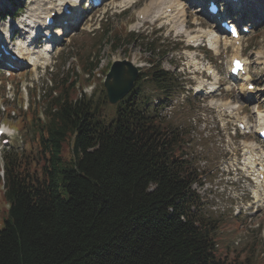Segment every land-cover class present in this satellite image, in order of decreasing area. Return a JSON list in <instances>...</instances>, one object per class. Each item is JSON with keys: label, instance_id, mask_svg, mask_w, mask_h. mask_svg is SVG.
I'll list each match as a JSON object with an SVG mask.
<instances>
[{"label": "trees", "instance_id": "1", "mask_svg": "<svg viewBox=\"0 0 264 264\" xmlns=\"http://www.w3.org/2000/svg\"><path fill=\"white\" fill-rule=\"evenodd\" d=\"M110 31L102 41L116 51L124 38L110 40ZM148 62L110 120L86 96L73 99L68 76L55 82L45 124L29 113L38 153L7 157L0 264H244L217 256L193 190L198 175L177 156L179 134L138 98L147 79L171 91L172 76Z\"/></svg>", "mask_w": 264, "mask_h": 264}, {"label": "rangeland", "instance_id": "2", "mask_svg": "<svg viewBox=\"0 0 264 264\" xmlns=\"http://www.w3.org/2000/svg\"><path fill=\"white\" fill-rule=\"evenodd\" d=\"M146 1L148 0H141L140 4L129 8L122 14H120V8H115L109 3L98 9V12L90 14L87 21L90 23L89 26L80 27L75 36L73 32H69L72 28L69 29L65 34L69 33L67 39L61 42L57 49V51L60 50V53L55 52L53 59L50 60V65L54 69L49 68L45 72L40 69L36 73L32 68H28L25 70V74H11L9 78L0 75V125L19 128L12 129L17 139L15 143L17 146L0 152V163L2 160L4 161V155L10 152H14L17 157L37 155L35 147L31 148V153H28L30 151L29 140L33 141L35 136L33 137L34 130L30 126V119L25 125L23 124V121H26L24 113L30 110L34 95L37 97L34 98V102L37 103L36 107L39 109L37 118L44 119L43 111L46 100L41 96L54 86V83L50 82L53 78L68 76L72 82H76L73 91H70L73 99L80 97L84 92L89 95L94 89L92 97H94V102H100V117L110 119L114 112V106L107 101L103 104L101 93L103 87L101 86H103L106 71L112 61H128L142 73L150 68L148 61L154 60V63L161 64V70L173 73L174 91L163 95L154 90L150 80L139 84V91L144 92L146 98L152 99L151 108L155 101H158V97L167 99L162 106L157 105L158 114L164 126L176 129L179 134L177 156L187 160L189 166L198 175V181L193 185V190L200 200L199 214L203 215L204 219L210 221L212 225L217 256L222 263L238 259L237 262H244V264H264V208L255 210L250 205L251 203L243 190L245 178H240L241 171L238 176H235V179L240 178L237 180L240 186L238 191L236 183L227 177L231 175L234 164L238 163L241 158V143L255 141L259 144L254 132L248 136H241L235 124L237 116H239L240 118L246 117L250 125L255 126L254 111L256 107L254 105L261 101L264 103V94L256 91L257 88L264 85V80L260 75L263 69L257 67L258 60L255 58L256 54L264 55V24L259 26L253 35L245 37L242 44L244 46L241 52L242 56L253 60V64H255H251L250 68L252 74H255L253 82L255 91H240L243 88V82H231L228 79L227 69L233 51L232 47H228L226 51L222 50L219 56H215L206 48L190 51L186 48L185 37H177L175 31H172L174 37L171 35L168 37L157 31L156 27L155 29L150 28L151 26L133 28V25L138 21L137 11ZM261 1L257 3L261 5ZM40 2L41 0H0V9L4 8L0 10V13L7 15L19 7L18 16H20L26 14L31 7H35ZM188 11L190 13L191 10ZM16 12L14 11V13ZM202 14L190 13L189 23L191 24L193 21L207 23L205 15ZM4 20H0V35L10 36L11 29L5 28V24H9V20L7 18ZM15 22L20 26V32L26 28L24 23L20 24V19ZM100 28L101 30H99ZM108 29L111 30L110 40L114 37L124 38L122 42L118 43L116 51H112L113 47L110 46V41L104 43L101 41L103 34ZM92 31L94 34H89ZM129 33L132 34V38H128ZM26 36L27 33L22 37L17 34L13 36V40L11 38L9 40L12 44H17L19 43L18 38L22 39ZM155 39L161 41H155ZM150 43L153 45L149 46ZM153 46L155 48L148 52L149 48ZM188 52L195 53L201 62L215 69L220 75V77L218 75L219 82L224 86L220 96L218 93L210 97H206L204 94L195 96L192 93L191 88L195 87L197 78L209 80V77L205 74L190 73L195 67L187 64L186 54ZM254 52H256L255 55ZM253 55L254 58L251 59ZM91 57L94 60L92 63L95 62L99 65L89 74L83 71L82 66L89 63ZM84 75H89V78ZM227 88L230 90L227 91ZM239 91L242 96L239 95ZM213 98L214 100L220 99L222 102L244 105V108L241 113L236 115H228L224 112L217 115L214 107L210 105ZM35 132L36 134L40 133L37 130ZM33 145H35L34 141ZM230 164L233 167H230ZM3 192L2 178H0V229L4 225L5 216H7L5 213L7 203L3 198Z\"/></svg>", "mask_w": 264, "mask_h": 264}, {"label": "bare ground", "instance_id": "3", "mask_svg": "<svg viewBox=\"0 0 264 264\" xmlns=\"http://www.w3.org/2000/svg\"><path fill=\"white\" fill-rule=\"evenodd\" d=\"M42 1H45L46 3L45 7L42 9L40 8V5L37 4L34 8H32V10L30 11L31 13L28 14V16L26 17V20H28L29 22V26L34 27L35 25H37V27H43L45 26V22H44L45 18L49 16L51 12H55L56 14H61L62 8L64 5H68L70 7H76L78 3V0H42ZM193 1L194 0H148L139 9L138 14L142 15L145 21H148V20L152 21L154 19L160 20L161 23L167 24L172 31H175L177 36L180 34L187 36L186 41L194 43V45H199L200 41L204 42L206 40L208 44L212 47L211 49L213 53L217 55L221 54V51L226 50L228 46L230 45V41L228 38L222 39L221 36L216 34V31L214 29L206 30V29L199 28L198 30H191L190 32L187 29V25L189 26L190 23L188 20L189 15L187 13L186 7L188 6L190 2H193ZM258 1L260 0H254L253 5L256 8L258 14H262L264 10L263 4H262L263 2L261 1L262 3L260 5L257 3ZM140 2H141L140 0H119L116 5L118 7L128 8L133 5H138L140 4ZM42 10L44 11L43 12L44 17L40 16V15H43ZM196 11L197 10L194 9L191 12L196 13ZM229 12H231V9L227 7L226 13H229ZM243 16L249 17L254 20H259V18H257L255 14L253 13L244 12ZM65 17H66L65 20H67V22L69 23H67L66 25L61 24L64 30H66L71 25V21L74 19V16H65ZM41 18L43 19L39 21V19ZM82 22H83V18H80V20L75 22V24L80 25ZM32 27L31 29H33ZM182 27H186V30L182 29ZM23 30H27V29H23ZM14 32L18 33V29L15 28ZM54 32L58 34L61 32V29L57 28ZM27 46L28 45L24 42L20 43L16 47V50L19 55L26 58L28 63L35 66L36 62H39V60L47 61V57H48L47 55L45 56V58H39L40 52L39 51L31 52L30 51L31 49L27 48ZM235 50H238V48L236 47ZM194 56L195 54H192V53L187 54V57L191 58V61L194 65H199V68H202L200 63H197L196 61H194V58H193ZM233 57L235 56H231L229 60L228 71L230 69L231 60ZM255 58L256 60H258V66H262L264 68V55L259 53L255 55ZM6 61L11 65L16 64V62L12 60V58L7 56L3 59V62H2L3 66H6L4 64ZM263 77H264V73H263ZM239 78L241 80H244V82L246 83L244 87H247L248 84H251L247 74H245L244 76H240ZM211 80L212 81L209 83L200 81L197 86V89L201 90L202 88H205L204 89L205 93L209 95L213 93L215 94V92L218 90L216 85L219 82L218 73L215 70H213V76ZM259 91H261V93L264 94V87L260 88ZM211 106H213L214 108L217 107L219 109L218 111L227 112L229 114H239L242 112V109L244 108V105L233 104L231 102L224 103V102L219 101L218 99L213 100ZM254 106L258 110L257 112L254 111V113H256L257 115V125L260 128L261 126L264 125V112L259 111V108L262 107V103L257 102ZM243 120L245 121L244 130L249 131L251 129V125L248 123L245 117L243 118ZM243 120L241 123H243ZM256 134H258V131ZM243 150H244V155L246 156L245 157L246 160H244V162L247 165L249 172L254 173L258 171L259 167H261V169H263L264 171V152L261 151L262 150L261 146H257L254 142H244ZM260 188H264V180L257 181V189H260ZM257 189L254 186L252 191L255 194H257L258 193ZM257 198H258V195L256 197V202L258 203V206H261V207L264 206V200L263 199L260 200Z\"/></svg>", "mask_w": 264, "mask_h": 264}, {"label": "water", "instance_id": "4", "mask_svg": "<svg viewBox=\"0 0 264 264\" xmlns=\"http://www.w3.org/2000/svg\"><path fill=\"white\" fill-rule=\"evenodd\" d=\"M137 75L138 71L128 62H116L111 67L104 84L111 104L117 103L129 93Z\"/></svg>", "mask_w": 264, "mask_h": 264}]
</instances>
